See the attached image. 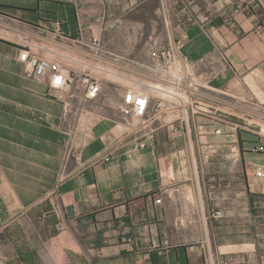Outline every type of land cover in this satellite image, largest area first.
<instances>
[{
  "label": "crops",
  "instance_id": "0c3cea01",
  "mask_svg": "<svg viewBox=\"0 0 264 264\" xmlns=\"http://www.w3.org/2000/svg\"><path fill=\"white\" fill-rule=\"evenodd\" d=\"M144 1L0 0V230L39 206L71 209L123 234L99 264H264V152L254 151L264 144V20L189 17L178 64L223 102L203 112L158 109L154 98L133 119L120 109L149 79L126 61L149 59L136 38L144 21L130 16ZM93 39L101 50L87 54ZM30 47L76 75L64 99L26 72ZM83 75L100 79L97 98ZM165 239L161 254L154 243Z\"/></svg>",
  "mask_w": 264,
  "mask_h": 264
},
{
  "label": "rangeland",
  "instance_id": "374dc122",
  "mask_svg": "<svg viewBox=\"0 0 264 264\" xmlns=\"http://www.w3.org/2000/svg\"><path fill=\"white\" fill-rule=\"evenodd\" d=\"M219 13L226 17L255 14L261 21L264 20V0H187L184 3L147 0L135 7L130 16L144 21L136 38L147 43L151 50L156 44L175 43L185 24L192 21L189 17L193 20L200 16L210 18ZM250 111L263 116L256 109ZM101 220L98 213L66 215L65 211L36 207L0 230V264H22L18 252L24 249L37 253L36 264H91V261L99 264L96 256H99L100 245L97 242L115 246L118 236H123L117 225H106ZM74 240L82 252L77 250Z\"/></svg>",
  "mask_w": 264,
  "mask_h": 264
},
{
  "label": "built area",
  "instance_id": "2783aa9c",
  "mask_svg": "<svg viewBox=\"0 0 264 264\" xmlns=\"http://www.w3.org/2000/svg\"><path fill=\"white\" fill-rule=\"evenodd\" d=\"M54 35L56 38H67L61 29V22H55ZM183 43L184 37L179 38L174 44H170L169 46L156 44V46L150 50L149 59L147 61L138 62L132 58L126 60L131 65L139 66L147 72L149 79L144 83L145 86L143 89L128 92L125 95L124 105L120 109L123 116L133 119L145 116L151 105V99L154 98H157L158 101L156 104L153 103V107L158 109L163 108L171 110L176 106L187 108L188 105L194 104V109L196 111L203 112L209 111L212 108L211 106H216V103L223 102V100L217 96L216 91L200 83L197 79H194L192 75L186 74V67L184 64H178V61H180L178 50H180ZM84 45L86 48L89 47L92 49L86 51L87 54L101 50V46L97 39H93L91 43L84 42ZM21 59L25 63L26 72L37 79L45 80L48 84L49 91L59 99L65 98V93L68 92L73 81L77 79L76 75L67 72L59 62L52 61L46 56H40L32 52L31 47L23 50ZM82 82L88 86L89 97L97 98L101 90L100 79L91 75H83ZM171 86H173V88ZM208 90L209 92L215 93H209ZM191 93L195 94L199 100H208L210 104H206V106L199 108L195 99L189 98V94ZM242 100L250 105H255L253 101L245 97H243ZM67 106L69 107V104H67ZM186 122L188 123L189 120L187 119ZM222 132V128L216 130L217 134H221ZM254 151L264 152V144L256 146ZM105 160L109 161L110 157H106ZM256 173L258 177H263V168L259 167ZM161 201V199H157L158 203ZM214 215L217 218H221L224 216V213L221 210H217ZM154 247L162 254L170 247V242L165 239L161 243H154Z\"/></svg>",
  "mask_w": 264,
  "mask_h": 264
},
{
  "label": "trees",
  "instance_id": "16d2710c",
  "mask_svg": "<svg viewBox=\"0 0 264 264\" xmlns=\"http://www.w3.org/2000/svg\"><path fill=\"white\" fill-rule=\"evenodd\" d=\"M65 212H66V215H76V212H74L71 209H67ZM97 243L100 245V248L104 246V245H101L102 244L101 241H98ZM18 258L20 259L22 264H36L37 263L36 259L38 260L37 253L35 251H29L25 249L20 250L18 252Z\"/></svg>",
  "mask_w": 264,
  "mask_h": 264
}]
</instances>
